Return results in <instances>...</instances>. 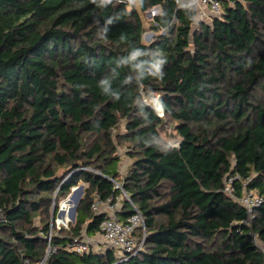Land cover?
Returning <instances> with one entry per match:
<instances>
[{
    "label": "trees",
    "instance_id": "trees-1",
    "mask_svg": "<svg viewBox=\"0 0 264 264\" xmlns=\"http://www.w3.org/2000/svg\"><path fill=\"white\" fill-rule=\"evenodd\" d=\"M222 5L196 25L193 0H0V264H37L81 183L46 264H264V0ZM247 191L263 197L248 223ZM118 196L144 218L138 251L68 250Z\"/></svg>",
    "mask_w": 264,
    "mask_h": 264
},
{
    "label": "built area",
    "instance_id": "built-area-1",
    "mask_svg": "<svg viewBox=\"0 0 264 264\" xmlns=\"http://www.w3.org/2000/svg\"><path fill=\"white\" fill-rule=\"evenodd\" d=\"M118 2L124 3L127 6L131 5L135 0H117ZM195 6V17L198 20L210 21L213 17H218L222 14L223 10V0H193ZM157 5L149 7L151 15L153 17L159 13L157 10ZM153 20V18H152ZM164 31V30H162ZM238 176H230L225 179L223 191L228 194H232L233 191V180ZM120 187L118 183L115 185ZM75 187L72 189L74 190ZM125 195V193H123ZM126 196V195H125ZM122 196H118L114 202L110 200L100 201L95 199L91 203V209L94 211H99L105 213V217L99 223L98 232L102 235L104 241V249L114 247L118 250L123 258L127 255H132L141 247L144 237V218L138 209L134 208V212L125 218L121 219L117 212L120 208V200ZM128 198V197H127ZM70 196L62 198L58 202L55 216L52 215L49 225V230L46 235L47 248L45 256L37 264H46V258L48 253L52 250L51 248V237L53 232V226L55 229L68 228L70 223L74 220L71 219L69 213L71 208V203L69 201ZM239 202L246 208L247 217L245 222L248 223L254 216L253 210L263 203V197L253 191L245 192L239 199ZM100 208L102 211H100ZM54 209V203L51 206V210ZM63 212L60 215V212ZM0 218L3 219V214L0 208ZM4 220V219H3ZM141 228V235L138 237L135 230ZM255 237V235H254ZM91 244L90 239L86 236L83 231L79 236H75L71 242L67 244V249L79 253L88 251ZM23 264H27V260Z\"/></svg>",
    "mask_w": 264,
    "mask_h": 264
},
{
    "label": "rangeland",
    "instance_id": "rangeland-1",
    "mask_svg": "<svg viewBox=\"0 0 264 264\" xmlns=\"http://www.w3.org/2000/svg\"><path fill=\"white\" fill-rule=\"evenodd\" d=\"M151 11L149 10V8L143 12H141V18L143 20V24L145 26V32L143 34L144 36V40L147 41V40H150L151 36L154 34L153 31L150 29V22L152 21V18H153V15H151L150 13ZM200 22V20H198V18L195 17V24L197 25L198 23ZM195 28V26H193ZM156 96V95H155ZM153 97V101H152V105L153 107L155 108V110L158 112L159 115H162V111H161V108L159 106V104H156V97ZM167 127H164L162 130H161V136L167 140L168 143L170 144H175V142L177 141L176 138H177V135L175 134V131L172 127V125H166ZM118 152L122 155V160L120 162V165H119V171L121 172V174H124V172L126 171L127 169V165L129 163V160L127 157H125L124 155V148L122 147H119L118 148ZM82 184V183H81ZM80 185V184H79ZM78 186V185H77ZM76 187V186H75ZM74 193V190L72 189L69 196L70 198L72 197ZM73 200V199H72ZM73 204V202L71 203ZM54 215V213H53ZM62 215V214H60ZM259 246L262 247V244L260 242H258ZM91 246H89L90 248ZM119 253H117L118 255Z\"/></svg>",
    "mask_w": 264,
    "mask_h": 264
},
{
    "label": "water",
    "instance_id": "water-1",
    "mask_svg": "<svg viewBox=\"0 0 264 264\" xmlns=\"http://www.w3.org/2000/svg\"><path fill=\"white\" fill-rule=\"evenodd\" d=\"M82 193H83V185L80 184L74 188V193H73L72 197L69 199L70 203L73 202V204L71 205V208H70V213H69L72 220H74L76 208H77V205H78V202L81 198ZM53 213H54V209L51 210V217H52ZM62 213L63 212L61 211L60 214H62Z\"/></svg>",
    "mask_w": 264,
    "mask_h": 264
},
{
    "label": "crops",
    "instance_id": "crops-1",
    "mask_svg": "<svg viewBox=\"0 0 264 264\" xmlns=\"http://www.w3.org/2000/svg\"><path fill=\"white\" fill-rule=\"evenodd\" d=\"M157 10L159 11V6L157 7ZM101 209L103 208H100V211H102ZM121 219H123L124 217L118 215ZM86 236L90 239L91 241V244L90 246L96 250H101L104 248V241H103V238H102V235L99 233V232H96V233H89V234H86Z\"/></svg>",
    "mask_w": 264,
    "mask_h": 264
}]
</instances>
